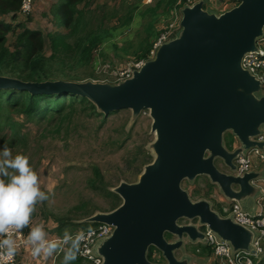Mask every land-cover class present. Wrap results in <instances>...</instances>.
Returning <instances> with one entry per match:
<instances>
[{"label": "water", "instance_id": "1", "mask_svg": "<svg viewBox=\"0 0 264 264\" xmlns=\"http://www.w3.org/2000/svg\"><path fill=\"white\" fill-rule=\"evenodd\" d=\"M180 25L175 38L119 84L32 83L0 76V90L77 95L105 117L122 110L134 114L150 110L157 134L155 160L145 167L138 183L117 187L115 192L123 199L120 207L84 220L115 228L96 248L103 264H154L147 258L151 246L169 264H188L174 254L182 248L184 237L192 242L206 237L197 225H178L180 219H198L200 228L207 227L234 251L253 247L255 232L230 217L221 218L205 201L193 203L181 185L185 179L207 175L239 205L260 192L250 182L262 179V173L226 174L215 160L222 159L236 171L234 161L240 153L264 147V142L253 140L264 128V95H257L261 84L242 67L244 56L257 52L264 36V0H239L238 6L220 16L205 11L200 2L183 10ZM227 132L238 141L234 152L224 146ZM166 233L178 241L168 242Z\"/></svg>", "mask_w": 264, "mask_h": 264}, {"label": "rangeland", "instance_id": "2", "mask_svg": "<svg viewBox=\"0 0 264 264\" xmlns=\"http://www.w3.org/2000/svg\"><path fill=\"white\" fill-rule=\"evenodd\" d=\"M100 1L103 0H97ZM108 1L116 6L122 0ZM140 1L130 0L133 3ZM150 1L142 0L144 4H141V8L153 6L155 1ZM182 6L183 2L177 1L172 11ZM163 16L156 21L149 20L148 17L134 22L129 30L117 37L114 45L97 52L89 72L93 74L94 71L98 78L112 80L113 75L109 71L128 68L141 55V48L148 36V24L153 25L149 37L152 44L174 21V16L171 17L170 14ZM31 22L32 26L37 24L46 31H54V27L43 17ZM82 78L85 79L82 82H88L91 76L84 75ZM257 95L261 96V93ZM102 119L83 111H77L71 119H65L63 122L41 124L18 116L15 121L18 126L5 131L6 141L0 150L6 145L13 155L23 153L29 156L31 166L39 174L42 190L48 195L47 200L36 205L29 225L30 230L43 222L50 239L63 237L65 229L76 233L82 228L81 224L86 223L84 220L97 214L113 212L109 192H115L122 183H138L144 169L139 168V164L143 161L151 164L155 160L154 143L157 134L152 130L153 118L150 110H142L138 114H134L132 110H122L108 117L106 122H102ZM230 136L233 137L231 144L228 141ZM236 142L238 143L231 132L224 135V146L228 151H235L233 145ZM216 160L219 169L234 175L235 171L225 166L219 158ZM95 168L99 171L98 179L95 177ZM181 187L193 203L205 201L221 218L228 217L226 210L230 209L232 201L207 175H200L193 180L185 179ZM260 193L241 201L245 212L256 214ZM122 203L121 198L119 206ZM197 224L189 219L178 221V225ZM171 236L168 241L176 242L177 236ZM193 246L197 247L195 244L186 243L182 249L177 250L175 256L178 261L187 260L188 264H198ZM263 256L264 254L260 258L261 261L264 260ZM209 262L210 259L202 260L201 263ZM153 263L169 264L162 252L157 251ZM80 264L91 262L81 260Z\"/></svg>", "mask_w": 264, "mask_h": 264}, {"label": "trees", "instance_id": "3", "mask_svg": "<svg viewBox=\"0 0 264 264\" xmlns=\"http://www.w3.org/2000/svg\"><path fill=\"white\" fill-rule=\"evenodd\" d=\"M154 1L153 6L140 11L142 19L149 17V20H158L160 16L172 10L179 0ZM140 3H143L142 0ZM21 5L22 0H0V76L32 83L82 82L85 80L82 78L84 75L91 76L88 81L101 80L96 77L94 71L92 74L88 70L97 52L106 41L116 36V31L119 29L123 31L125 27H129L140 9V6L121 4L119 8L107 7L95 11L90 8L88 0H58L50 9L53 23L59 29H66L68 32L49 36L50 54L46 55L44 36L40 31L23 27L15 35L14 42L9 44L8 34L11 33L13 24L4 19L11 16L13 20H17ZM152 26L148 24L146 28L148 36L141 48V55L135 60L137 62L148 59L153 48L154 41L151 44L149 40ZM77 111L86 114L90 112L91 115L103 118L102 122L118 113L112 112L105 117L88 99L73 94L32 95L27 91L0 90V147L6 141L5 131L18 126L15 122L18 116L41 124L63 122L65 119H71ZM228 141L231 144L233 137L230 136ZM149 164L143 161L139 168L145 169ZM94 173L98 179V169L95 168ZM109 196L114 211L120 207L121 198L115 192H109ZM96 226V223H85L80 227L87 229ZM167 234L166 238L170 239L171 234ZM156 251L160 253L153 246L148 250L147 258L152 263ZM80 262L81 259L77 258L72 264Z\"/></svg>", "mask_w": 264, "mask_h": 264}, {"label": "clouds", "instance_id": "4", "mask_svg": "<svg viewBox=\"0 0 264 264\" xmlns=\"http://www.w3.org/2000/svg\"><path fill=\"white\" fill-rule=\"evenodd\" d=\"M195 4L197 3H194V5ZM194 5L187 6H191L192 8ZM26 16L27 15L24 16L21 14L20 8L18 17L24 18ZM178 23L180 25L181 22ZM180 30L181 25L173 38L177 36ZM145 61L148 60L145 59ZM102 80L103 79L90 81L102 82ZM103 83L115 84L111 82ZM261 135L264 134L262 133ZM238 146L239 144L236 145L235 149L238 148ZM260 150L262 151V149ZM248 151L249 150H247V152ZM250 184L254 186L252 181ZM47 199L48 195L42 190L39 174L30 164V157L23 153L13 155L12 150L5 145L3 149L0 150V264H13L14 258L18 254L20 247L25 243L30 245L31 255L33 257L38 258L43 256L44 258H48L53 256L54 253L62 252L63 259L61 264H72L73 261L79 258L78 255L81 252V246L90 239L93 233L91 227L88 229H78L74 234L68 229H65L63 237H54L50 239L48 233L45 231L44 223L40 222L31 227L26 242L22 240V237H20L21 239L18 238L20 235H23L25 227L31 224L33 214L36 211V205ZM233 202L235 201H232V203ZM197 226L203 233L206 227L200 228L199 225ZM21 242L22 244L20 246L19 243Z\"/></svg>", "mask_w": 264, "mask_h": 264}, {"label": "built area", "instance_id": "5", "mask_svg": "<svg viewBox=\"0 0 264 264\" xmlns=\"http://www.w3.org/2000/svg\"><path fill=\"white\" fill-rule=\"evenodd\" d=\"M180 2H183L185 5H194L196 0H180ZM33 8L34 0H23L21 14L24 16L28 15L33 11ZM179 28L180 25L178 22H173L170 24L169 27L163 31L158 39L154 42L153 48L147 60H152L155 57L157 50L164 43L173 39ZM262 41H264V38L259 41V49L257 52L248 53L244 56L242 60V67L260 81L261 94L264 95V46L262 45ZM145 62V60L134 62L129 65L128 68H125L122 71H109L110 74L113 75L112 80L104 78L102 82L119 84L122 81L131 79L134 72L139 71L144 66ZM255 140L258 142H264V135L258 136ZM253 158H259L264 162V152L258 148H254L250 149L247 153H240L236 158V171L234 174L236 176H243L244 174L251 172ZM252 184L259 188L261 193L262 191L264 192V189L262 188V180L252 181ZM261 200L262 197L260 201ZM260 201L258 202L259 205L256 209L255 215L245 212L244 209L236 202H233L230 209L226 210L228 211V218H232L235 224H238L256 233V238L253 241V247L250 251H234L228 242L222 240L217 234L209 230L207 227L203 230V234L206 237L204 244L208 246L214 253L215 257L213 260L218 257L220 264H256V261L260 260L264 254V247L262 244L264 238V213L262 212ZM92 229L93 233L90 239L81 246V252L78 257L81 260L91 262V264H103L104 260L101 256L97 255L96 248L101 242L113 235L115 228L108 224H98ZM20 237H22V235H20L18 238ZM19 244L21 246L22 242ZM18 263L19 258L17 254L14 258L13 264Z\"/></svg>", "mask_w": 264, "mask_h": 264}, {"label": "crops", "instance_id": "6", "mask_svg": "<svg viewBox=\"0 0 264 264\" xmlns=\"http://www.w3.org/2000/svg\"><path fill=\"white\" fill-rule=\"evenodd\" d=\"M149 1V0H148ZM152 1V0H151ZM150 1V2H151ZM58 2V0H43V1H38V0H34V9L33 11L28 14L26 17L22 18V17H18L17 20H13L11 17L6 16L5 17V21L13 24V29L11 31L10 34H8V41L9 44H12L14 42V37L15 35L21 31V28L25 27L28 28L30 30L33 31H40L43 33L44 36V41H45V54L49 55L50 54V48H49V36L56 34V33H67L68 31L66 29H59L58 27H56L53 23V19L50 13V9L52 6H54L56 3ZM90 8L92 10L95 11H100L104 8H119L121 4H129L131 6L134 5V7H139L140 9L137 11L133 22L129 25V27H125L122 31V29H119L118 31H116V36H114L112 39L106 41L102 47V48H106L109 45H114L116 43V41L118 40V36H120L121 34H123L126 30H129L134 22L136 23L138 19L142 20V17L140 16V11L143 10L141 7L144 3H133L130 2V0H122L118 5H112L110 1L108 0H103L100 2H97V0H88ZM203 3L204 6V10L211 13V14H215L217 16H220L222 14H224L225 12L233 9L234 7L239 5V0H196V3ZM185 8H191V6H187L184 5L178 9H175L174 11L170 10L166 14H170L171 17L174 16V21L173 22H181L182 18H183V10ZM40 17H43L47 20V23L52 25L54 27V31H46L43 28H39L36 25L32 26V20L37 21L38 19H40ZM162 16L159 17L158 20H160ZM166 17V16H163ZM18 24H21L20 26H18ZM262 45H264V42L262 43ZM262 133L264 134V128L262 129ZM238 143L236 142L233 147L235 148L236 145ZM239 147V146H238ZM262 151L264 152V147L262 148ZM247 152V151H246ZM222 171V169H220ZM224 172V171H222ZM251 172L254 173H262V188L264 189V162L261 161L259 158H253V163H252V170ZM257 180H252V181H258ZM237 190V189H236ZM262 196V200L260 201V206L262 208V212L264 213V192L262 191V195L260 193V199ZM30 232L29 226L25 227L23 235H22V240L24 242H26V238L28 236V233ZM256 238V235H255ZM254 238V239H255ZM19 241V240H18ZM186 243H190V244H195L196 247V253L197 255H202L203 251L206 249H209L208 246H206L204 244V241H197V242H192L190 240H186ZM263 247H264V238L262 241ZM212 252V251H211ZM204 254V253H203ZM211 255L213 257L214 253L212 252ZM18 257H19V264H61L62 259H63V253H54L53 256L48 257V258H44L43 256L41 257H33L31 255V247L30 245H28L27 243H25L24 245H22L18 251ZM218 258V257H217ZM214 259L213 261L210 260V262L208 264H220L219 258L218 259ZM264 259V256L262 258V260ZM202 260H208L209 261V256H204L202 258ZM198 264H202L201 262L198 261ZM256 264H264V260L263 261H256Z\"/></svg>", "mask_w": 264, "mask_h": 264}, {"label": "flooded vegetation", "instance_id": "7", "mask_svg": "<svg viewBox=\"0 0 264 264\" xmlns=\"http://www.w3.org/2000/svg\"><path fill=\"white\" fill-rule=\"evenodd\" d=\"M220 160H221L222 163L225 165V162H224L222 159H220ZM220 160H219V161H220ZM216 162H217V160H215V164H216ZM225 166H226V165H225ZM222 171H223V170H222ZM193 221H195V224L198 223L197 225H199V220H198V219H194V220H192V222H193ZM166 234H167V233H166ZM166 234H165V238H166ZM167 235H170V234H167ZM176 238H177V241H178L179 238H178V237H176ZM170 239H171V238H170ZM170 239H167V238H166L167 241L170 240ZM186 240H189V239H188L187 237H184L182 248L186 245V244H185V241H186ZM168 242H169V241H168ZM193 245H194V244H193ZM182 248H180V249H182ZM193 249H195L194 251H195V253H196V248H195L194 246H193ZM209 249H210V248H209ZM209 249L204 250V251H203L204 254L202 253V255H196V256L198 257V261H199V262H200V261L202 262V258H203L204 256H209V259H210L211 261H213V258H214V257L211 255L212 252H211ZM178 250H179V249H178ZM176 251H177V250H176ZM176 251H175V252H176ZM175 252H174V254H175ZM196 254H197V253H196ZM175 257H176V256H175ZM177 260H178V259H177Z\"/></svg>", "mask_w": 264, "mask_h": 264}]
</instances>
